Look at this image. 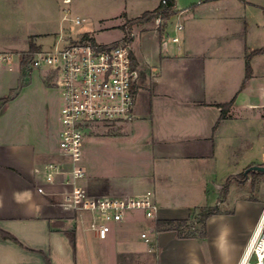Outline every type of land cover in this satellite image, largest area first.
<instances>
[{
	"label": "rangeland",
	"instance_id": "rangeland-1",
	"mask_svg": "<svg viewBox=\"0 0 264 264\" xmlns=\"http://www.w3.org/2000/svg\"><path fill=\"white\" fill-rule=\"evenodd\" d=\"M176 1L179 10L197 5L194 9L200 13L199 17L185 15L178 19L175 16L168 22L161 17L149 21L140 19L144 13L156 9L160 0H0V50L13 54L10 61L0 63L5 69L4 94L7 88L15 90L8 122L13 124L14 116L21 113L28 123L36 114L38 122L33 124L44 136L45 143L53 144L58 153L61 92L52 80L45 79V73L51 68H31L30 63L27 72L20 68L22 58L30 57L31 39L42 50L80 42L85 35L101 45L127 39L136 60L135 91H140L142 86L148 91L151 75L163 74L161 68H192L190 76L206 85L207 100L228 103L236 97L232 113L241 118L240 133L245 132L247 142L240 143L239 123L231 122V133L224 129L216 138L215 159L203 163L180 158L189 155L186 153L175 155L179 143L195 141L179 138V123L171 124L168 129V125L162 126L157 119L137 118L126 124L97 126L85 139L87 175L83 185L89 193L95 197L123 196V192L136 188H150L155 192L158 206L175 208L178 217L190 209L216 207L218 199H225L220 207L227 210H234L232 205L240 196L264 200V175L250 174L246 178L245 171H241L230 179L227 196L223 191L226 178L235 171L238 161L246 160L248 164L264 154V52L252 54L264 48V0ZM76 18H80L79 24L75 23ZM179 21L184 26L182 31L176 28ZM174 37L178 42H173ZM248 55H251L253 74L241 90ZM166 76L167 80L173 77ZM250 103L259 107L255 110L245 107ZM259 132L263 133L260 138ZM229 143L236 146L232 163H228L227 157ZM149 179L150 187L144 184ZM228 195L229 205L225 207ZM198 212L195 211L194 220H189L186 234L202 231L201 223L197 222ZM137 214L143 219L141 213ZM242 221L238 217L231 223L230 235L234 232L238 235ZM156 223L146 222L138 231V240L147 250L141 234L149 233V238L155 241L157 235L150 233L149 224L156 228ZM111 226L114 229L117 224L111 223ZM231 247L226 249L229 261L236 255V247ZM205 252L210 258V251ZM145 255L149 264H159L155 253Z\"/></svg>",
	"mask_w": 264,
	"mask_h": 264
},
{
	"label": "crops",
	"instance_id": "crops-1",
	"mask_svg": "<svg viewBox=\"0 0 264 264\" xmlns=\"http://www.w3.org/2000/svg\"><path fill=\"white\" fill-rule=\"evenodd\" d=\"M175 5L173 17L177 16L179 19L188 15L196 19L200 15L195 12L197 9H194L197 5L182 10L177 7L176 0ZM178 24L182 23L179 21ZM163 31L161 35L165 33V29ZM0 53L3 51L0 50ZM177 58L180 59V56L178 55ZM21 62L20 68L25 73L28 67L23 69ZM193 71L188 67L169 66L161 68L163 74L157 76L152 74L151 88L147 91L142 86L140 91H135V120L157 119L162 126L168 125V129L171 128V124L179 123L181 125V129L178 130L179 138L182 140L191 138L195 141H192L193 143L190 140L182 141L181 145L179 143L174 150L177 152L175 155L186 153L189 155L180 158L205 163L215 159L216 138L224 129L231 131V122L239 123L237 135L242 137L240 143L241 140L247 142V136L244 131L240 133L241 118H237L232 113L236 97L232 99L234 104L230 112L231 117L222 120L216 127L221 116L219 105L227 103L207 100L206 85L190 76ZM4 72L5 69L0 67V99L8 97L12 91L15 92L14 88H7V94H4ZM166 75L173 77L167 80ZM51 78L52 73L49 70L45 73V79L49 82ZM14 102L15 95L7 104L0 103V230L14 236L19 244L0 236V264H149L145 255L149 252L138 240V231L147 221L139 214L131 216L122 224H117L116 228H112L107 239H100L89 229L88 215L73 216V212L61 205V193L66 188L62 185L46 184L43 175L37 172L48 163L61 160L59 146L56 153L53 144L45 143L44 136L33 124V121L38 122L36 114L33 115L35 118L31 116L32 119L28 122L30 124L21 113L14 116L13 124H9L7 114ZM245 107L255 110L259 106L250 103ZM262 116L264 117V114ZM28 127L31 133L28 132L30 130ZM233 134L236 135L235 132ZM262 135L263 133H258L259 138ZM165 136L166 134L163 137ZM227 149L228 163H232L236 146L229 143ZM259 159H252L248 164L246 160L238 161L234 167L235 171L228 174L225 183L253 165H264V154ZM150 181L151 179L144 184L150 187L152 184ZM40 186L45 189L46 194L38 192ZM148 189L136 188L132 192H123L122 195L141 194ZM219 201L220 199H218L220 207ZM228 205L229 195L224 203L225 207ZM232 207H235L234 210L220 207V214L207 220L204 238L180 239L173 231L157 233L155 241L158 250L155 254L159 258V264H209V262L240 264L262 219L264 200L240 196ZM159 208L160 219L163 220H186L192 211L190 209L184 216L178 217L175 208ZM238 217L243 219L241 230L237 233L239 236L235 235V232L230 235L231 223L234 224V220ZM245 218L247 221L244 220ZM68 233L75 235L74 244ZM219 244L223 245L219 246ZM231 246L236 247V255L229 261L230 256L226 249ZM222 247L225 249L220 250ZM205 250L210 251V258L205 256Z\"/></svg>",
	"mask_w": 264,
	"mask_h": 264
},
{
	"label": "built area",
	"instance_id": "built-area-1",
	"mask_svg": "<svg viewBox=\"0 0 264 264\" xmlns=\"http://www.w3.org/2000/svg\"><path fill=\"white\" fill-rule=\"evenodd\" d=\"M173 1L160 0V5L167 7ZM80 22V18L75 19L76 24ZM176 28L182 31L184 26L178 24ZM173 42H178V38L174 37ZM28 54L31 56V68H51L53 85L61 92L58 144L61 160L37 170L46 184L66 188L61 193V205L77 215H88L89 229L100 239H107L112 230L111 223L122 224L130 219L131 214L141 213L151 224L158 221L160 208L153 190L129 196L95 197L83 185L87 175L84 166L86 137L92 134L94 127L115 126L135 120L134 87L137 80L133 82V73L137 71L133 69V51L129 41L125 39L108 45L71 42ZM12 56L0 53V63L10 61ZM38 192L46 194L41 186ZM151 224L150 233L157 235ZM263 236L264 226L256 231L240 264H264V252L262 255L259 253ZM141 238L147 243L149 253L157 252V243L149 238V233L143 232Z\"/></svg>",
	"mask_w": 264,
	"mask_h": 264
},
{
	"label": "trees",
	"instance_id": "trees-1",
	"mask_svg": "<svg viewBox=\"0 0 264 264\" xmlns=\"http://www.w3.org/2000/svg\"><path fill=\"white\" fill-rule=\"evenodd\" d=\"M175 1L169 3V5L167 7H162L161 5H159L156 9H154L153 11H148L146 13H144L142 15V17L140 19H144L146 21H149L151 19H156L161 17L163 20L168 21L170 20L174 15H175ZM81 43H96V40L89 36V35H85L82 37ZM42 48L37 46L35 44V42L33 41V39L30 40V46H29V50L28 52H30L31 54L36 52V51H40ZM264 52V49H260V50H256L254 53L252 54H258V53H262ZM31 61V56L30 57H24L22 59L21 65L23 67V69L25 67L29 66V63ZM133 69L136 70V60L135 58H133ZM253 74V70L251 67V55L247 56V62H246V76L245 79L242 83L241 86V90L245 89L248 81L251 79ZM52 80V78L50 79V81ZM15 95V92L12 91L8 97L0 99V103L1 105H5L8 102H10L11 100H13ZM234 104V100H232L230 103L227 104H222L219 105V108H221V116L220 119L218 121V123L216 124V127L219 125V123L222 120H226L229 119L231 117L230 112L232 110ZM250 174L252 175H259L257 173L251 172ZM249 174V175H250ZM231 179V178H230ZM230 179H228V181L224 184L223 186V191H224V195L227 196L228 190H229V181ZM225 199H220L219 202L224 201ZM51 202H53V200H49ZM196 210H199L198 212V219L197 222L201 223L202 225V231L200 233H187L185 232L186 228H187V224L189 222L190 219H195L194 217V213ZM220 214V209L218 208V206L216 207H207V208H203V209H195L192 210L190 213V217L186 220H163L160 219L157 221L156 223V231L158 232H165V231H174L177 233L178 238H204L206 237V222L209 218H211L214 215ZM77 214L73 213V216H76ZM70 240L72 241V243H75V235L73 233H68ZM0 236H2L4 239H9L12 240L16 243L19 244V241L12 235L3 232L0 230Z\"/></svg>",
	"mask_w": 264,
	"mask_h": 264
},
{
	"label": "water",
	"instance_id": "water-1",
	"mask_svg": "<svg viewBox=\"0 0 264 264\" xmlns=\"http://www.w3.org/2000/svg\"><path fill=\"white\" fill-rule=\"evenodd\" d=\"M138 74L133 73V82L137 80ZM251 172L257 173L259 175H264V165H253L246 169L244 176L247 178Z\"/></svg>",
	"mask_w": 264,
	"mask_h": 264
},
{
	"label": "bare ground",
	"instance_id": "bare-ground-1",
	"mask_svg": "<svg viewBox=\"0 0 264 264\" xmlns=\"http://www.w3.org/2000/svg\"><path fill=\"white\" fill-rule=\"evenodd\" d=\"M263 226H264V212H263V216H262V219H261V221L259 223L257 231L259 232V230L261 228H263ZM263 252H264V236L262 237L260 245H259V253L262 255Z\"/></svg>",
	"mask_w": 264,
	"mask_h": 264
}]
</instances>
